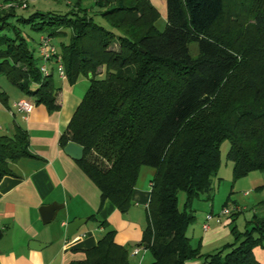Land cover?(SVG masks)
Returning <instances> with one entry per match:
<instances>
[{"label": "trees", "instance_id": "obj_1", "mask_svg": "<svg viewBox=\"0 0 264 264\" xmlns=\"http://www.w3.org/2000/svg\"><path fill=\"white\" fill-rule=\"evenodd\" d=\"M164 1L162 31L149 0H95L92 13L79 4L66 14L28 17L3 8L0 76L34 105L57 110L53 72L40 73L23 30L30 27L50 40L67 35L57 56L67 81L83 76L89 86L60 146L72 142L83 149L77 163L101 200L121 213L131 206L140 168L155 169L147 224L136 245L152 254L151 264H259L253 248L264 241V217H254L244 233L231 228L229 253L202 255L200 244L193 247L187 237L193 221L187 209L195 198L212 197L224 141L234 178L264 172V0H231L232 11H226L227 0ZM28 145L21 130L0 136V181L11 174L10 162L29 156ZM180 192L187 198L182 211ZM238 213L229 215L232 222ZM114 235L106 230L84 260L70 264H131Z\"/></svg>", "mask_w": 264, "mask_h": 264}, {"label": "crops", "instance_id": "obj_2", "mask_svg": "<svg viewBox=\"0 0 264 264\" xmlns=\"http://www.w3.org/2000/svg\"><path fill=\"white\" fill-rule=\"evenodd\" d=\"M52 1L0 0V10L12 5L16 15L22 17L35 12L61 14L58 10L60 5L56 0L54 3ZM149 1L159 15L166 18L165 1ZM83 2L84 0H77L75 3L65 0L66 5L73 7L72 10L79 4L83 5ZM23 4L26 7H21ZM21 9L30 10L31 13L23 16L19 13ZM41 37L42 34H39L36 40L32 39L33 46L27 43L38 59ZM67 41V35L62 36L58 45ZM54 42L51 39V44L60 56V50L58 51L57 43ZM51 71L54 76V61L49 64V72ZM86 80L88 81L81 76L74 84H69L67 80L58 78L59 86L55 84L58 89L55 105L58 109L50 112L44 105H34L25 119L12 106L27 97L16 87L19 93L9 91L8 87L0 83V136L11 137L21 130L26 133L29 143V156L10 162L11 174L0 181V264H70L82 261L85 259V252L97 245L98 239L106 230L115 232L114 242L127 250L131 264L136 263L133 259L141 255L134 256L132 253L141 242L147 224V205L155 169L146 166L140 168L131 194V206L125 213H121L111 201L101 200L98 188L84 174L77 161L65 155L60 146L61 136L87 90L86 86L82 90H78L76 86ZM51 204L61 205L62 208L53 221L43 224L39 209ZM212 211L213 206L208 215H212ZM92 216L95 219H91ZM82 218L88 219L87 222L76 234L68 237L67 226L75 219ZM226 218L229 226L232 219ZM205 219L206 217L204 221L202 219L200 226L203 236L199 239V244L202 249L207 247L205 255H209L216 251L217 248L214 247L222 239L230 237V233L228 228L211 227L213 220L208 222L209 228L204 230ZM101 222L105 223L104 227L100 226ZM195 226H192V239L197 234ZM32 243H36L38 247L32 249ZM193 264H201V261L197 260Z\"/></svg>", "mask_w": 264, "mask_h": 264}, {"label": "rangeland", "instance_id": "obj_3", "mask_svg": "<svg viewBox=\"0 0 264 264\" xmlns=\"http://www.w3.org/2000/svg\"><path fill=\"white\" fill-rule=\"evenodd\" d=\"M68 1L75 3L77 0ZM54 2L55 0L52 1V3ZM56 2L60 5V9L58 10L61 14H66L73 8L72 6L66 5L65 0H56ZM226 4V11H232L231 0H227ZM93 5L94 2L92 0H84L83 5H81L80 8L87 9L90 12L92 9H94ZM19 13L23 16H27L31 13V11L21 9L19 10ZM94 19L96 23L104 25L99 16H95ZM165 24V17L159 15V18L156 22L157 30L162 31L165 27ZM18 26L22 28V26ZM23 35L28 45L33 46L34 41L32 39L36 40L39 36V33L31 30L30 27H26L23 30ZM54 41V44L57 43V48L59 51V38H55ZM116 47L117 46H114V48ZM189 51L190 55L192 57H195L198 52L197 45L195 43L190 44ZM34 53L37 54L35 50ZM53 80L54 83L59 86L60 82H58L57 74H54ZM0 83H3L4 86L8 87L9 91H12L13 93H19V91L12 84H10L5 77L0 76ZM88 84L89 82L86 80V82H81L80 84L78 83L76 88H78V90H82L85 86L88 88ZM0 88H2V85ZM25 99L32 101V99L30 98ZM229 147L230 145L228 141H224L220 146V164L217 175L213 179L212 197L210 199H206V197L195 198L192 200V202L190 203V207H188L187 209L188 213L193 216V221L188 227L187 237L191 238L190 243L193 247H198L199 239L201 238V236H203L202 230L200 229L202 219L204 221V218L211 210V206H213L212 215L214 216V220L210 226L221 227L224 229L228 228L230 233V237L228 239H222L221 243H219V245L217 244L214 247L217 248L216 250H222L223 255L230 252L231 247H229V245L234 242V237L231 233V228L233 226H235L237 232L244 233L247 229L251 228L252 225L250 224V222L253 221L254 217H264V172L255 171L249 173L246 176L234 178L233 164L226 158ZM93 157H95V155H93ZM99 164L108 167V163L103 162V160L101 159H99ZM177 198L179 210L182 211L186 205V195L185 193L180 192ZM236 207H239L241 209V212H239L234 217V221L231 222L229 226H227V221L225 220H227L226 217L230 216L222 215L221 211L223 208H226L231 212V214H233ZM218 219L219 222L216 221ZM194 225H196L195 229L197 232L195 237L196 240L195 238L192 239L191 235L192 226ZM207 250V247L202 249L200 244V253L202 255H205L206 252H208ZM140 254L141 255L136 256L133 259V261L135 260L136 262L134 264H151L153 262L152 254L149 251H146L144 255L142 253ZM253 255L255 256L259 264H264V241H262L260 245H257L253 248ZM195 262H197V260H191L189 262H186L185 264H193Z\"/></svg>", "mask_w": 264, "mask_h": 264}, {"label": "built area", "instance_id": "obj_4", "mask_svg": "<svg viewBox=\"0 0 264 264\" xmlns=\"http://www.w3.org/2000/svg\"><path fill=\"white\" fill-rule=\"evenodd\" d=\"M12 7V5H10ZM21 7H26L25 4H23ZM38 53H39V59H40V73L43 76H47L50 72H49V64L51 62L54 61V65H55V72L58 76V78L62 81H66L67 80V76L65 74L64 71V67L63 64L60 60L57 54V50L56 48L51 44V40L48 37H41L39 44H38ZM13 110L18 113L21 114L23 116V118L25 119L27 117V115H29L31 113V111L34 108V103L30 100L27 99H21L17 102H15L13 104ZM236 212H241V209L239 207H237L235 209ZM221 214L224 216H228L231 214V212L226 209L223 208L221 211ZM206 223L203 225V229L207 230L209 228L208 222L214 220V216L209 214L206 216ZM217 222H219V219L216 220ZM146 249L143 247H137L136 249H134L133 251V255H139L140 253H145Z\"/></svg>", "mask_w": 264, "mask_h": 264}, {"label": "water", "instance_id": "obj_5", "mask_svg": "<svg viewBox=\"0 0 264 264\" xmlns=\"http://www.w3.org/2000/svg\"><path fill=\"white\" fill-rule=\"evenodd\" d=\"M63 152L65 155L70 157L71 159L75 161H80L83 158V149L72 143L69 142L64 148ZM62 206L58 204H51L48 206H43L39 209V214L42 220L43 224H48L51 221H53ZM88 219L82 218V219H75L67 226V236L71 237L74 234L77 233V231L87 222ZM32 249H36L38 246L36 243H32L30 245Z\"/></svg>", "mask_w": 264, "mask_h": 264}]
</instances>
